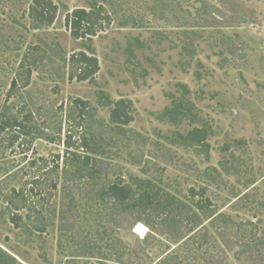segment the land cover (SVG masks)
Masks as SVG:
<instances>
[{
	"label": "rangeland",
	"instance_id": "1",
	"mask_svg": "<svg viewBox=\"0 0 264 264\" xmlns=\"http://www.w3.org/2000/svg\"><path fill=\"white\" fill-rule=\"evenodd\" d=\"M53 2V25L34 29L32 0H0V114L5 108L21 120L22 112L33 113L24 133H0V257L13 264H157L186 240L178 238L195 215L178 213L182 220L157 227L170 235L154 238L152 215L135 223L136 212L111 201L108 217L106 202L84 178L61 184L52 167L60 156L62 169L70 133L77 144L80 136L87 140L81 156L106 160L98 180L105 188L121 178L149 179L194 209L209 200L211 210L196 213L204 223L194 232L209 230L189 246L198 260L191 264H264V0ZM91 6L101 10V25L91 40H75L66 14ZM83 50L99 60L92 81L70 79V56ZM121 99L132 118L125 133L111 119ZM176 104L187 119H174ZM204 125L207 149L181 144L179 133ZM14 189L26 196L20 228L5 199ZM214 214L236 228H214ZM243 232L260 244H247ZM146 236L149 247L139 241ZM199 241L206 259L195 250ZM105 243L113 246L107 256ZM117 246L125 249L122 259ZM178 253V261L166 263L187 264Z\"/></svg>",
	"mask_w": 264,
	"mask_h": 264
},
{
	"label": "trees",
	"instance_id": "2",
	"mask_svg": "<svg viewBox=\"0 0 264 264\" xmlns=\"http://www.w3.org/2000/svg\"><path fill=\"white\" fill-rule=\"evenodd\" d=\"M95 6H91L90 9L86 8H76L72 10L70 13L66 14L65 18V26L67 29H69L71 36L75 40H91L93 36L96 35L97 26H100V21L103 20L101 16V10L97 9L95 11ZM57 15V6L54 4L53 0H32V4L30 6L29 10V17L31 19L32 26L34 29H39L42 27H50L55 22ZM127 23V22H126ZM70 65L73 67V73L70 76V79H73L76 77L77 81H92L93 78L97 75V73L100 71V65L99 60L95 55L89 54L87 51H79L76 53H73L70 56L69 59ZM75 71V73H74ZM17 80L13 81L14 86L16 84ZM76 103L80 106H82V109L86 110V106L83 101H76ZM127 102L125 100H118L114 103V107L111 112V119L113 123L116 124L114 129H118L119 133H125L124 127L129 125L132 121V118L129 114ZM170 112L174 115V119L178 120L179 122L181 120L179 119H187L189 114L185 112V109L182 108V104H176ZM20 114V112H18ZM23 117L21 120L14 115L9 116L8 109L3 110V112L0 114V133L3 132H9L12 129H15L16 131H22V133L25 132L26 128H29L26 125V120H28V115L31 116L30 113L28 114L26 111L22 112ZM21 116V115H20ZM22 134H18L16 139L20 137ZM210 136V128H207L205 125L202 127L195 126L192 129H190L186 134L179 133V140L181 141V144L184 146H193V147H200V148H208L209 144L207 142L208 137ZM174 142V141H173ZM90 143V142H89ZM87 140L85 139V136H80V141L77 144L76 140L72 137L70 133L66 135V139L64 140V147L65 152L63 155V161H62V169H60L58 165V161L60 160V156L56 159V164L52 167L54 169L56 167V171L58 173L59 179H61V184L64 181V185H69V180L72 179V182L78 183V180L80 178H84L85 182L84 184H89L98 189L99 196L106 202L105 203V209L107 210L108 217L112 218V212L114 211L112 208L111 201H116L120 207L124 210H129L130 212H136V222H143L144 216L146 215H152L153 219H156L154 223H156L157 226L151 225L150 232L151 235L154 236V238H163V236L170 235L169 232L166 230H159L157 227H164L166 225H169L168 223H177L179 222V216L177 214L181 215H195L193 220H190L191 222H188V229L187 232L182 235L178 239H186L183 244H180L178 247H176L172 252L167 254L163 259L159 260L157 264H167L166 262L170 260L171 258H174L178 261L181 258V254L178 253L179 250H183V253L185 254L184 260H182V263L191 264L192 262H197L195 258H197V255L195 254L196 251H193L189 246L191 243H195V239L197 237H200L201 233L207 232L208 228H203L201 230H198L194 232L196 229H198L201 224L204 223L200 222L196 219L198 210L206 211L211 210L212 204L209 202V200L197 202L195 204L196 209L192 208L191 205L185 203L182 199L175 196L170 190L165 189L162 186H159L158 184L154 183L152 180L149 179H134L131 183L123 184L122 178L120 181L116 184H111L107 188L101 185V183L98 182V180L102 177V174L105 173V169H107V162L105 159H93L89 155L81 156L79 153L80 148H84L87 146ZM55 161V160H54ZM138 161V160H137ZM44 163V166L48 164L46 159L42 160ZM135 163V162H134ZM140 163V161L136 162ZM34 165V162L31 163ZM50 167V166H49ZM61 170V171H60ZM69 174V175H68ZM70 178V179H69ZM73 182V183H74ZM39 183V182H38ZM33 184V183H32ZM34 185V184H33ZM56 185H58V182H56ZM135 185V188H134ZM34 187V186H32ZM96 188L92 189L95 190ZM34 190V188H33ZM192 194L195 195L194 190H191ZM109 196V198H108ZM5 199L8 201V204H11L14 208V212H12L11 221L16 225V227H21L20 225V219L19 214L17 213L20 211L26 201V196L23 191H17L14 189L12 191V194H7L5 196ZM110 203V204H109ZM109 209V210H108ZM198 217V216H197ZM221 218H224L225 216H222V214H214L210 216L209 219H211V223L214 226V228L217 227V224H219L222 228V230L225 229H235L236 223L233 222H222ZM185 219V217H184ZM198 221V222H196ZM112 223L114 221L111 220ZM115 224V223H114ZM226 226V227H225ZM136 229V228H135ZM244 230H248V228H243ZM216 230V229H215ZM241 230V229H240ZM227 231V230H225ZM224 231V232H225ZM194 232V233H193ZM190 233V236L187 237V235ZM193 233V234H192ZM244 235H248L247 233L243 232ZM243 238V240H247V244H254L258 246L260 244L261 240H259V236H257L255 233L251 234L250 236H246ZM172 236H168L166 239H170ZM187 237V238H186ZM142 243H146V247H149V245H152L153 242L150 240V236L144 237L142 240H139ZM177 241V240H176ZM108 242V241H107ZM196 245V243L193 245V247ZM205 243H202L199 241V244L195 248V250L202 249L204 253V259L206 257H209V252L207 249V246H204ZM154 246V245H153ZM120 246H117L115 248L117 251L115 252L118 254V256L122 259L126 256L125 249L121 247L122 252L119 249ZM183 248V249H182ZM103 249V246L100 247L99 252H101ZM104 249L106 252H104V256H107L112 253L113 246L112 243L104 244ZM146 249L140 250V253H144ZM185 250V252H184ZM173 254V255H172ZM256 252H252L251 256H255ZM11 261L9 262L8 256H2L0 257V261L3 264H13L14 259L10 258ZM105 259V258H104ZM185 261V262H184Z\"/></svg>",
	"mask_w": 264,
	"mask_h": 264
}]
</instances>
